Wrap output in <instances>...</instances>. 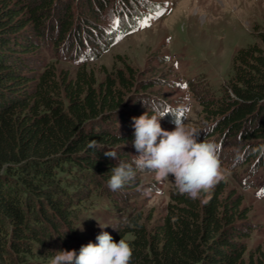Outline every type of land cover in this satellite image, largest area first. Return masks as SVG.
Listing matches in <instances>:
<instances>
[{
  "label": "trees",
  "instance_id": "16d2710c",
  "mask_svg": "<svg viewBox=\"0 0 264 264\" xmlns=\"http://www.w3.org/2000/svg\"><path fill=\"white\" fill-rule=\"evenodd\" d=\"M53 1L44 6L50 7ZM110 1L87 0L90 15L100 16ZM112 3L122 20L119 28L115 24L105 32L91 33L87 23L92 20L78 19L76 35L82 42L80 31L84 33L87 45L83 49L88 55H97L116 33L135 29L147 12L157 9L146 4L139 10L136 0ZM39 9L22 0H0V261L5 264H28L23 259L50 242L39 225L49 226L64 247L69 245L60 226L73 228L71 213L58 192L56 177L64 163L91 172L95 183L112 198L115 192L127 193L136 187V177L119 191L110 190L108 180L120 161L131 162L139 155L132 144V117L147 111L136 108L139 98L122 107L125 89L134 85L133 70L127 64L130 77L118 69L99 83L84 64L70 78H59L52 65L39 72L32 69L24 55L36 43L22 30L30 23L34 37L42 34L41 19L47 14L41 16ZM66 15L68 10L58 20L61 33L70 25ZM257 36L263 47L253 43L237 50L233 79L223 94L212 103L203 97L200 102L214 116L208 126L211 134H219L221 140L246 139L244 148H251L260 159L264 157V30L257 31ZM115 110L118 116H113ZM106 151L116 152L117 159L106 157ZM224 191L222 180L196 200L175 190L162 222L153 230L141 221L140 212L126 214L113 228V240L131 234V264H264L252 254L245 259L239 236L248 229L242 223L247 210L241 207L239 194L231 189L224 195Z\"/></svg>",
  "mask_w": 264,
  "mask_h": 264
},
{
  "label": "rangeland",
  "instance_id": "374dc122",
  "mask_svg": "<svg viewBox=\"0 0 264 264\" xmlns=\"http://www.w3.org/2000/svg\"><path fill=\"white\" fill-rule=\"evenodd\" d=\"M48 1L22 0L24 4L39 7L41 16L47 14L46 19H41L40 36L34 37L30 23L22 30L24 36L33 37L36 43V47L24 55L28 65L38 72L52 65L59 78L64 75L70 78L75 76L80 64H84L93 72L96 83L107 74L114 76L118 69L130 77L125 65L131 66L134 85L125 89L122 107L126 109L139 98L138 110L151 111L155 105L161 113H168L159 121L164 130H174L173 114L176 120L182 119L199 131L198 141L205 139L220 145L224 195L232 189L242 197L241 207L247 210L242 223L248 229L239 236L245 246L244 257L248 259L252 254L264 260V157L257 159V153L253 154L247 146L244 148L246 139L221 140L219 134H211L208 126L214 116L205 111L200 102L203 97L212 103L223 94L233 79V58L240 47L253 43L263 47L257 31L264 30V0H136L139 10L146 4L163 8L148 12L135 29L116 33L111 44L97 55L85 52L84 56L81 54L87 42L82 31L79 37L82 42L77 38L78 19L85 16L92 20L87 23L91 33L97 29L105 32L115 24L119 28L122 20L116 12L118 6L112 0L106 2L100 16L96 17L90 15L87 0H54L50 7H45ZM65 10H68L66 21L70 25L68 31L61 33L58 20ZM98 45L102 47L101 43ZM146 83L152 85L144 90L141 85ZM113 116H118L116 110ZM56 177L58 192L71 213L73 228L60 226L69 237V245L64 247L49 226L39 225L44 237L51 239L40 249H34L36 254L23 259L28 264H50L55 251L78 253L89 241L96 243V236L102 230L110 235L112 232L114 237L113 228L120 225L126 214L140 212L141 221L148 230H153L162 222L171 194L176 190L174 177L159 178L147 169L137 171L135 188L124 194L115 192L114 198L95 183L87 170L64 163ZM130 237L131 234L126 233L125 238ZM0 264L5 262L0 261Z\"/></svg>",
  "mask_w": 264,
  "mask_h": 264
},
{
  "label": "clouds",
  "instance_id": "9594fccd",
  "mask_svg": "<svg viewBox=\"0 0 264 264\" xmlns=\"http://www.w3.org/2000/svg\"><path fill=\"white\" fill-rule=\"evenodd\" d=\"M151 112L149 115L147 109L139 117H132V144L139 155L131 162L120 161L111 170L109 189L119 191L134 180L137 171L147 169L159 178L174 177L176 190L190 199L196 200L202 193H210L224 179L219 158L220 145L205 139L198 141L199 131L189 127L182 119L175 120L174 130L166 131L159 121L168 113H161L155 105L151 107ZM104 155L117 159L114 151H106ZM207 199L210 196L205 202ZM80 229L83 231L82 226ZM132 255L133 246L129 239L121 237L116 242L102 230L96 236V243L89 241L80 247L78 253L75 250L55 251L50 264H131Z\"/></svg>",
  "mask_w": 264,
  "mask_h": 264
}]
</instances>
